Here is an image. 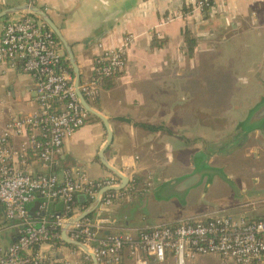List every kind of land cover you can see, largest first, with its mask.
<instances>
[{
	"label": "crops",
	"instance_id": "1",
	"mask_svg": "<svg viewBox=\"0 0 264 264\" xmlns=\"http://www.w3.org/2000/svg\"><path fill=\"white\" fill-rule=\"evenodd\" d=\"M196 1H36L71 45L82 83L94 77L100 54L116 51L125 43L128 47L120 76L112 86L103 84L98 99L89 103L109 121L113 133L105 152L107 162L129 179L120 191L123 198L102 213L109 221L103 236H136L193 220L194 215H163L162 208L188 191L189 196H201L205 184L212 180L234 181L240 195L230 205L196 218L237 214L264 220V95L256 83L247 89H256V97L240 99L235 93L243 85L233 80L230 72L236 70L226 69L240 56L235 46L238 32L248 35L244 31L254 27L264 0H215L214 9L207 13L196 9ZM28 4L29 0H0V14ZM24 14L1 18L0 37L7 21ZM248 23L251 27L243 31ZM185 30L198 41L191 58L184 49ZM259 33L254 35L255 41ZM244 106L248 108L245 115L240 114ZM38 108L34 79L19 66L0 63V136L13 118L32 116ZM107 139L106 126L92 117L67 140L54 165L44 166L29 157L26 170L33 177L56 176L60 181L67 170L95 181L116 177L100 158ZM24 143V139L15 138L11 146L20 152ZM251 157L254 164H249ZM79 202V210L88 204L84 199ZM149 203L157 207V216L147 208L144 211ZM38 213L33 216L35 221L40 220ZM92 216L96 218L97 212ZM4 227L0 229L4 233L0 246L8 247L17 234L14 225ZM62 232L61 240L41 247L50 258L48 264H95L80 249L66 244ZM145 259L147 264H159L153 258ZM122 264L135 263L124 253ZM165 264H175V260L170 258ZM190 264L225 263L209 256Z\"/></svg>",
	"mask_w": 264,
	"mask_h": 264
},
{
	"label": "built area",
	"instance_id": "2",
	"mask_svg": "<svg viewBox=\"0 0 264 264\" xmlns=\"http://www.w3.org/2000/svg\"><path fill=\"white\" fill-rule=\"evenodd\" d=\"M36 1L29 0V5H36ZM214 5L215 0H197L195 4L201 12L214 9ZM125 53L123 48L97 57L94 77L80 86L88 103L98 99L105 80L124 70ZM64 57L54 33L34 15L24 14L6 22L0 37V63L19 66L34 79L39 108L32 116L13 118L0 136V225L6 228L12 224L18 229L14 243L0 246V264H48L50 258L41 247L61 240L64 226L89 210L100 191L120 185L116 177L95 181L74 170H67L63 181L56 176L33 177L26 170L29 157L44 166L54 165L67 140L92 118L80 103L74 75L65 66ZM15 138L25 141L20 152L11 146ZM82 195L89 205L79 210L76 199ZM123 196L118 191L106 193L96 211L98 216L83 219L67 232L71 240L87 247L100 264H122L124 253L135 264H147V257L159 264L170 258L175 264H190L209 256L218 257L225 264H264V220H234L222 215L159 226L136 236H103L109 221L102 213ZM36 201L41 202L39 221L30 215ZM55 202L60 203L63 213L49 214Z\"/></svg>",
	"mask_w": 264,
	"mask_h": 264
},
{
	"label": "rangeland",
	"instance_id": "3",
	"mask_svg": "<svg viewBox=\"0 0 264 264\" xmlns=\"http://www.w3.org/2000/svg\"><path fill=\"white\" fill-rule=\"evenodd\" d=\"M261 10V9H260ZM259 17L254 22V27L249 26V23L244 26L242 29L251 27L249 30H245L248 35L245 37V34L239 35L238 32V40L235 44L237 48V52H239L240 56L237 58H233V62H229L226 69L228 70H236L235 72H230L235 77L236 83L243 85L240 86V91L235 93L237 96L239 95L240 99L246 100L247 97H256V89L247 90L248 85H254L256 83L261 85L260 93L264 95V9L259 11ZM28 14V13H27ZM32 15V14H30ZM242 32V33H244ZM260 32V33H259ZM259 33L258 40L255 41L254 35ZM241 38V39H240ZM125 45V44H124ZM127 50V46L121 47L119 49ZM103 54V53H102ZM100 54L99 56H101ZM98 56V57H99ZM253 57V58H251ZM259 58V59H258ZM253 59V60H251ZM234 64L235 68H231L229 64ZM2 64V63H1ZM95 71V69H94ZM249 71H253V73H249ZM224 82V81H223ZM75 84V77H74ZM82 84V82H81ZM81 86V85H80ZM260 88V86H259ZM248 108L244 106L243 111L240 114H246ZM252 157L250 159L249 164H254ZM248 186L251 185L250 182L246 183ZM240 188L234 181L229 180H212L209 183H206L203 188V193L201 196H189V191L179 195L177 201L169 202L164 205L162 208L163 215H178V216H193V220L191 221H199L204 218H196L200 213L212 214L219 210L221 207H225L230 205L231 202L236 201L237 196L240 195ZM144 211L147 210L153 216H157V207L155 205L149 203L145 205ZM214 211V212H212ZM222 215H214L209 218H216ZM223 216H228L223 215ZM234 220H238L241 215H231ZM190 222V221H189ZM4 233H0V240L2 243V237ZM84 254V253H82ZM86 255V254H85ZM87 258V256L85 257ZM199 259V258H197ZM196 259V260H197ZM84 260V259H83ZM82 260V262H83Z\"/></svg>",
	"mask_w": 264,
	"mask_h": 264
},
{
	"label": "water",
	"instance_id": "4",
	"mask_svg": "<svg viewBox=\"0 0 264 264\" xmlns=\"http://www.w3.org/2000/svg\"><path fill=\"white\" fill-rule=\"evenodd\" d=\"M21 12H25V13L34 15L37 19H39L41 22H43L54 33V35L57 38V40L61 46V49H62V51H63V53L67 59V62L69 63V66L73 72V75L75 77V89H76V93L78 95V98L80 100L81 105L83 106V108L86 111H88L91 114L92 117H95L98 120H100L107 128V132H108L107 144L104 147V149L102 150V152L100 154V158H101L104 166L107 168V170H109V172H111L113 175H115L121 181V184L117 188H108V189H104V190L100 191L98 196L96 197L95 201L93 202V204L89 208V210L83 212L79 216L73 217L64 226V228L62 230L63 231L62 232V235H63L62 240H64V242L66 244L73 246L74 248L80 249L88 257H90L95 262V264H98V260L95 257V255L93 253H91L90 250L87 247H85L82 243L75 241V240H71L70 237L68 236L67 232L74 224H76V223L82 221L83 219L93 215L97 211V209L99 208V206L101 204V197L104 196L106 193L113 192V191H115V192L116 191H118V192L123 191L128 186L129 179L127 177H125L123 174H121L120 171H118L117 169H115L114 167L109 165V163L107 162V160L105 158V152L113 141V133L109 127V121L104 116H102L100 113H98L96 110H94L92 108V106L86 101V99L84 98L83 94L80 91L81 74H80V70H79V67L77 65V62L75 60V56H74L71 45L66 41L63 34L61 33V30L56 25V23L53 21V19L49 16V14H47V12H45L41 8L37 7L36 5H29L28 4V5L22 6V7L17 8V9L7 10V11L3 12L2 14H0V19L7 17V16L14 15V14H18ZM191 183H192V181L190 183H188V185H190ZM80 199H84L85 201L87 200L86 197L83 195L79 196V200ZM40 206H41L40 201H36L33 204L32 209H30V215L32 217L39 210ZM15 232H16V234H18V229L15 228ZM106 235H109L108 232L106 233ZM111 236L115 237L118 235L113 234Z\"/></svg>",
	"mask_w": 264,
	"mask_h": 264
},
{
	"label": "trees",
	"instance_id": "5",
	"mask_svg": "<svg viewBox=\"0 0 264 264\" xmlns=\"http://www.w3.org/2000/svg\"><path fill=\"white\" fill-rule=\"evenodd\" d=\"M190 10H187V11H190ZM205 13H207V12H205ZM183 36H184V46H185L184 49H185V53H186V55L189 58H191L194 55V51H195V49H196V47L198 45V41L195 38V36L192 34V32L189 31V30H185L184 33H183ZM56 41L58 42L57 38H56ZM63 60H64L65 66L67 68H69V70H71V68L69 66V63L67 62L66 57H64ZM71 72H72V70H71ZM118 76H120L119 73H117L114 77L105 80L104 85H107L106 87L112 86L114 84L115 79H117ZM148 128L151 129V130H158V129H161L162 127L161 128L160 127H148ZM76 201H77V204H80L79 197H77ZM85 205L88 206L89 205V202H88V204L86 203ZM60 206H61L60 203H56L55 202V204L52 205L49 214H52V213L53 214L63 213L62 207H60ZM58 207H60V208H58ZM90 217H93V216L91 215ZM2 219H3V212H2V207H0V222L2 221ZM2 227L3 226L0 225V229Z\"/></svg>",
	"mask_w": 264,
	"mask_h": 264
}]
</instances>
